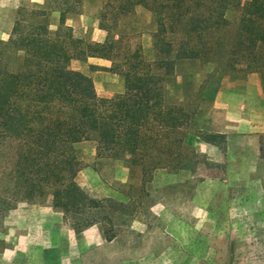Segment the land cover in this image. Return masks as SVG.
Masks as SVG:
<instances>
[{
  "label": "rangeland",
  "instance_id": "obj_1",
  "mask_svg": "<svg viewBox=\"0 0 264 264\" xmlns=\"http://www.w3.org/2000/svg\"><path fill=\"white\" fill-rule=\"evenodd\" d=\"M58 9L66 11L74 38L98 43L107 39L98 15L118 13L109 0H0V49L15 21L20 35L44 22L55 31ZM239 17L227 13V53L237 44ZM121 23L126 36L119 47H139L147 60L158 56L150 12L138 6ZM66 65L94 80L99 98L117 95L100 88L122 85L108 63ZM173 78L166 79L165 104L183 108L189 122L180 120L172 153L152 149L128 163L97 158L94 141L78 144L75 181L97 207L78 213L77 231V219L53 208L47 196L0 203V264H264V136L229 132L234 124L248 126L237 108L243 99L247 109L258 104L260 75L196 60L176 65ZM199 128L221 137L205 142L195 135ZM0 155V194L8 198L5 147Z\"/></svg>",
  "mask_w": 264,
  "mask_h": 264
},
{
  "label": "trees",
  "instance_id": "obj_2",
  "mask_svg": "<svg viewBox=\"0 0 264 264\" xmlns=\"http://www.w3.org/2000/svg\"><path fill=\"white\" fill-rule=\"evenodd\" d=\"M109 3L118 13L98 15L99 29L107 32L103 43L74 38L65 26L66 11L58 9L55 31L44 22L38 25L40 30L44 25V32L33 26L20 35L15 21L0 49V153L5 147L9 196L0 194V203L47 196L53 208L77 219V231L78 213L97 207V202L75 181L81 167L76 146L94 141L97 158L128 163L141 161L152 149L170 155L178 143L174 135L183 130L180 120H189L183 108L177 111L165 104L166 79H174L176 65L203 60L232 70L243 66L260 75L264 89V0ZM138 6L152 14L157 26L151 37L158 56L152 60L145 59L139 47L130 51L118 46L126 36L122 19ZM230 10L240 17L237 44L227 53L222 45ZM91 57L111 62L109 71L123 80L121 94L99 98L91 79L66 65ZM184 84L191 82L185 79ZM195 135L205 142L221 137L202 128Z\"/></svg>",
  "mask_w": 264,
  "mask_h": 264
},
{
  "label": "crops",
  "instance_id": "obj_3",
  "mask_svg": "<svg viewBox=\"0 0 264 264\" xmlns=\"http://www.w3.org/2000/svg\"><path fill=\"white\" fill-rule=\"evenodd\" d=\"M94 61L105 62V63L109 64L106 66H111V62L104 60V59L93 58V57L87 59V62H94ZM108 71H109V69H108ZM109 72L111 75L117 76L120 79L122 85L117 87V89H113V90L107 89V88L106 89L100 88L99 90L102 91V94H104V93L105 94L106 93L121 94L123 92V80H122V78L119 75H117L111 71H109ZM92 85H93L94 92L98 96V93H97L98 88H97V85H96L94 80L92 81ZM236 93H237V96L240 97V99L243 98V94H244L243 92L237 91ZM243 100H241L240 105L237 108V112L241 113L242 115H246V116H243V118H241L242 119L241 121H245L248 126L246 127L245 125L234 124L236 131L235 130L232 131V129H230L229 132L230 133H236V134L241 133L242 135H243V133H252V134L254 133L258 136H264V93L261 92L258 104L253 105V106H255L254 108L252 106V108L250 107L249 109H247L246 106L248 103L247 102L245 103ZM244 119H246V120H244ZM231 125H233V124H231ZM215 132H218V131H215Z\"/></svg>",
  "mask_w": 264,
  "mask_h": 264
}]
</instances>
